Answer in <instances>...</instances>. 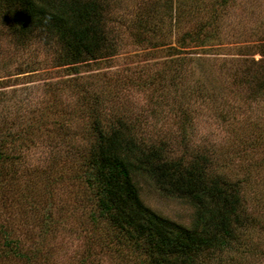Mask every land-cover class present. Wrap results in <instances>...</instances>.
<instances>
[{
	"label": "rangeland",
	"instance_id": "1",
	"mask_svg": "<svg viewBox=\"0 0 264 264\" xmlns=\"http://www.w3.org/2000/svg\"><path fill=\"white\" fill-rule=\"evenodd\" d=\"M0 0V264H152L100 214L89 180L96 127L236 182L242 227L195 264H264V0H87L103 41L78 56ZM156 216L195 209L144 176Z\"/></svg>",
	"mask_w": 264,
	"mask_h": 264
},
{
	"label": "trees",
	"instance_id": "2",
	"mask_svg": "<svg viewBox=\"0 0 264 264\" xmlns=\"http://www.w3.org/2000/svg\"><path fill=\"white\" fill-rule=\"evenodd\" d=\"M18 4L15 19L56 33L76 55L95 56L103 41L98 7L87 0H10ZM123 128L96 127L89 161L90 182L99 187L100 214L135 242L143 238L152 264H195L205 252L230 247L242 227L241 198L236 182L210 176L207 161L184 165L165 159L162 150L142 149ZM152 181L166 196L192 205L190 228L156 216L141 202L136 177Z\"/></svg>",
	"mask_w": 264,
	"mask_h": 264
}]
</instances>
